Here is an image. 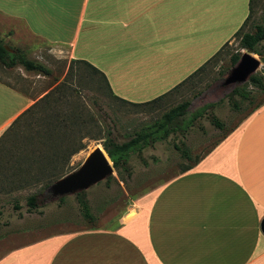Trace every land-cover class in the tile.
<instances>
[{
  "label": "crops",
  "instance_id": "1",
  "mask_svg": "<svg viewBox=\"0 0 264 264\" xmlns=\"http://www.w3.org/2000/svg\"><path fill=\"white\" fill-rule=\"evenodd\" d=\"M253 1L2 0L0 29L92 64L115 96L144 104L233 40ZM48 92L33 99L0 81V137ZM157 175L113 227L11 243L0 264H264V104L193 164Z\"/></svg>",
  "mask_w": 264,
  "mask_h": 264
},
{
  "label": "rangeland",
  "instance_id": "2",
  "mask_svg": "<svg viewBox=\"0 0 264 264\" xmlns=\"http://www.w3.org/2000/svg\"><path fill=\"white\" fill-rule=\"evenodd\" d=\"M263 11L264 0H254L253 13L240 34L227 43L204 70L157 102L132 106L114 99L107 88L101 86L98 77L73 79L71 86L77 93L72 95L67 92L66 102L60 105V109L70 112L73 106L79 104L85 114L93 115L100 129L90 122L87 131L96 134L101 130L102 136L110 133L118 144L131 140L138 133H153L147 139V145L144 142L138 145H144L142 151L129 152L127 163L120 173L114 168L113 175L60 197L53 196L49 192L50 187L46 188L43 184L27 186L23 179L31 181L39 164H34V170L29 175L18 174L16 165L19 160L11 157L19 153L22 137L31 130L28 124L33 119L24 121L20 133L10 137L0 150V240L8 238L15 241L0 242V251L8 249L11 243L16 245L27 238L35 240L46 235L72 233L101 225L113 227L116 221L109 218L123 215L135 199L161 185L156 181L162 176L157 174L175 175L193 164L240 125L255 107L263 105L264 91L250 81L234 87L224 85L226 76L236 65L232 57L238 54L241 58L245 52L261 61L255 75L262 77L264 82V41L255 46L257 53L240 46L242 34L255 32L256 25L264 26ZM10 32L0 29V37L5 44L25 51L30 59L50 67L58 77L55 83L51 77L27 72L21 66L8 69L0 62V81L37 99L63 80L67 68L65 62L68 64V61L54 55L45 46L18 45L12 38L13 32ZM84 74H87L86 71ZM184 102H189L184 115L167 126L168 134L165 135L166 130L155 123L161 122L171 108ZM214 118L217 123L213 121ZM86 120H91L90 116ZM84 142L87 147L73 155L67 166L62 168L59 163L55 165L60 179L78 171L91 152L104 149L103 140L85 139ZM183 152H188L190 159L183 156ZM60 179L53 181L56 183ZM32 195H36L37 209L28 206L27 200ZM80 197L88 202L94 220L84 217Z\"/></svg>",
  "mask_w": 264,
  "mask_h": 264
},
{
  "label": "trees",
  "instance_id": "3",
  "mask_svg": "<svg viewBox=\"0 0 264 264\" xmlns=\"http://www.w3.org/2000/svg\"><path fill=\"white\" fill-rule=\"evenodd\" d=\"M252 13L253 4L251 2L250 15L236 36L240 34L241 30L247 24ZM262 17L264 20V11ZM262 41H264V26L256 25L255 32H246L242 34L240 37V46L243 49L257 53L255 46ZM225 46H223V48ZM6 47H8L10 50ZM222 49L217 54H215L203 67L194 72L181 84L176 86L171 93L144 104L129 103L115 96L109 87L105 75L92 64L84 60H72L68 65L66 64L67 62H65V66L67 65L66 67L68 68L63 80L37 102H35L12 123L7 131L0 137V150L10 137L20 133L22 123L24 121L27 122L28 119L31 118L33 120L29 122L30 124H28L31 129L29 134H25L24 137H22L19 153L11 156L19 160L18 164L16 165L18 168V174L25 173V175H29L31 171L34 170V168H32L34 164H39L35 175L32 174L34 178L31 181L23 179V182L26 183L27 186L30 187L35 184H43L44 187L48 188L52 183H54L53 179H60L61 175L57 172V167L55 165L59 163L62 165V168L67 166L73 155L87 147V144L84 142L85 139L103 140V148L105 152L113 162L114 168L120 173V170H123L127 163V156L129 152L133 150L142 151L144 145H147V139L152 137L153 133H138L131 140L122 144H118L111 138L110 133L102 136L101 130H99L100 132L98 131L96 134H92V132L87 131L89 126L88 124L90 122L98 127L97 122H95L93 119V115L85 114L82 110H80L81 107L79 104L73 106L70 112L60 109V105L66 102L65 98L67 97V92H71L72 95L73 93H77V91L71 86L73 79L79 78L80 80H83L85 76L90 78L98 77L100 78V83L102 84L101 86L107 88L108 92L114 99L123 101L132 106L147 105L171 95L175 90L185 85L192 77L195 76V74L201 70H204L206 65L209 64L211 60L218 54H220ZM239 57L240 56L238 54L232 57L233 64L238 62L240 59ZM0 62L8 69L21 66L27 72H34L46 77H51L55 83L58 81V77L55 76L53 69L47 67L39 61L30 59L25 51L14 49L13 47L5 44L1 37ZM84 71H86L87 74H84ZM249 81L264 91V82L262 77L253 75ZM188 106L189 102H184L174 108H171L167 113L164 114L163 120L161 122H156L155 125L157 124L159 128L165 129V135H167V126L172 124L177 118L183 116ZM89 116L91 120L87 121L86 118ZM213 121L217 123L216 118H214ZM141 142H144V145L138 146ZM45 146H47V149H45ZM183 156H185L187 159H190L188 152H183ZM27 203L30 209H37L38 206L36 195L30 196L27 200ZM79 203L81 205L84 217L91 221L94 220L86 199H84V197H80Z\"/></svg>",
  "mask_w": 264,
  "mask_h": 264
},
{
  "label": "water",
  "instance_id": "4",
  "mask_svg": "<svg viewBox=\"0 0 264 264\" xmlns=\"http://www.w3.org/2000/svg\"><path fill=\"white\" fill-rule=\"evenodd\" d=\"M6 48L9 49L8 47ZM260 66L261 61L253 54L249 52L243 53L234 68L226 76L224 85L234 87L249 81L259 70ZM113 173V162L105 150L101 148L91 152L78 171L51 185L49 192L55 197L64 196L74 191L83 190L101 179L113 175ZM261 229L264 234V220L261 224Z\"/></svg>",
  "mask_w": 264,
  "mask_h": 264
}]
</instances>
